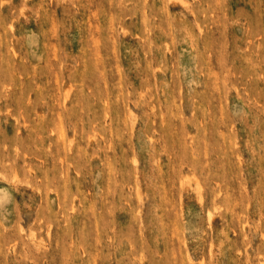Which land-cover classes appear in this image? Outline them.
<instances>
[{
	"label": "rangeland",
	"instance_id": "obj_1",
	"mask_svg": "<svg viewBox=\"0 0 264 264\" xmlns=\"http://www.w3.org/2000/svg\"><path fill=\"white\" fill-rule=\"evenodd\" d=\"M0 264H264V0H0Z\"/></svg>",
	"mask_w": 264,
	"mask_h": 264
}]
</instances>
